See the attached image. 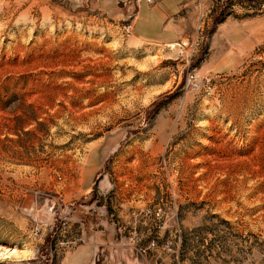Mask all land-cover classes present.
I'll return each mask as SVG.
<instances>
[{
    "label": "rangeland",
    "instance_id": "obj_1",
    "mask_svg": "<svg viewBox=\"0 0 264 264\" xmlns=\"http://www.w3.org/2000/svg\"><path fill=\"white\" fill-rule=\"evenodd\" d=\"M128 1L0 0V264H77L76 220L129 264H264V0H188L175 47ZM225 18L253 41L215 70Z\"/></svg>",
    "mask_w": 264,
    "mask_h": 264
},
{
    "label": "crops",
    "instance_id": "obj_2",
    "mask_svg": "<svg viewBox=\"0 0 264 264\" xmlns=\"http://www.w3.org/2000/svg\"><path fill=\"white\" fill-rule=\"evenodd\" d=\"M119 1H123L126 6L128 0H117ZM134 2L132 3L136 4V13L131 24L136 41L152 45H169L178 43L183 38L187 25L183 10L189 4L188 0H157L154 4L146 0H134ZM212 37L216 41L226 39L225 48L232 50V52L229 51L230 55H221L215 70H230L236 67L253 41L251 35L246 36L245 31L239 29L237 25L227 23L226 18L215 25ZM88 238L87 243L79 245L73 252L74 255L71 257L73 263L129 264L132 260L126 256L130 251L129 246H126L128 252L124 244L119 247L122 251L116 250L118 246H114L112 241L109 242L104 237V234L97 232H91ZM116 251L121 252V255H115ZM166 264H171V262L167 261Z\"/></svg>",
    "mask_w": 264,
    "mask_h": 264
},
{
    "label": "built area",
    "instance_id": "obj_3",
    "mask_svg": "<svg viewBox=\"0 0 264 264\" xmlns=\"http://www.w3.org/2000/svg\"><path fill=\"white\" fill-rule=\"evenodd\" d=\"M148 2H153L152 0H147ZM127 28L128 30H131L132 28V24H131V21L130 23H128L127 25ZM190 81L192 83H197L199 81V77L197 75V73H195L194 71H192L190 73ZM143 214H145V216H149L151 215V211L150 209H145V210H142ZM66 220H68L67 218H65ZM75 224H76V228H77V236L76 238H73L72 241H66V245H73V247L77 246V245H80V244H84L87 242V237H86V229H85V223L82 221V220H76L75 221ZM119 231L121 232V228L119 229ZM35 235H37V233H34ZM166 246L167 247H170L171 246V242L170 241H167L166 243ZM158 247V243L155 239H152L151 241H149V243L147 244L146 247L144 248H141V251L143 252H146V250L148 249H153V248H157ZM137 251L140 252V248H136Z\"/></svg>",
    "mask_w": 264,
    "mask_h": 264
},
{
    "label": "bare ground",
    "instance_id": "obj_4",
    "mask_svg": "<svg viewBox=\"0 0 264 264\" xmlns=\"http://www.w3.org/2000/svg\"><path fill=\"white\" fill-rule=\"evenodd\" d=\"M170 46H171V47H175V44H171Z\"/></svg>",
    "mask_w": 264,
    "mask_h": 264
},
{
    "label": "trees",
    "instance_id": "obj_5",
    "mask_svg": "<svg viewBox=\"0 0 264 264\" xmlns=\"http://www.w3.org/2000/svg\"><path fill=\"white\" fill-rule=\"evenodd\" d=\"M223 20H224V19H221V20L217 21V23H218V22H222Z\"/></svg>",
    "mask_w": 264,
    "mask_h": 264
}]
</instances>
